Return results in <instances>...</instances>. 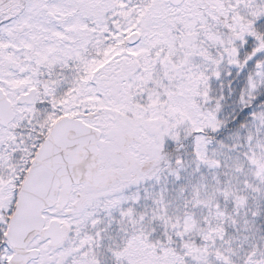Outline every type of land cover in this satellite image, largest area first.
Listing matches in <instances>:
<instances>
[{"label": "snow or ice", "instance_id": "1", "mask_svg": "<svg viewBox=\"0 0 264 264\" xmlns=\"http://www.w3.org/2000/svg\"><path fill=\"white\" fill-rule=\"evenodd\" d=\"M0 264H264V0H0Z\"/></svg>", "mask_w": 264, "mask_h": 264}]
</instances>
